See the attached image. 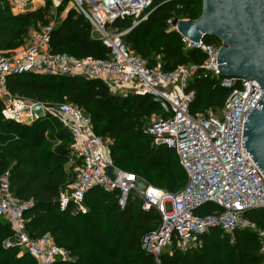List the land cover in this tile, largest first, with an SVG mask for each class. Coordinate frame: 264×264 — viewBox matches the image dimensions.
Masks as SVG:
<instances>
[{
	"label": "trees",
	"instance_id": "trees-1",
	"mask_svg": "<svg viewBox=\"0 0 264 264\" xmlns=\"http://www.w3.org/2000/svg\"><path fill=\"white\" fill-rule=\"evenodd\" d=\"M48 12L47 0L37 11L20 15L11 12L8 0H0V51L20 48L29 29L47 22ZM201 13L202 0H155L151 13L137 26L131 28L132 19L124 18L116 20L113 27L120 31L131 28L123 37L126 47L148 67L159 64L163 72H169L204 61L200 50H185L181 35L172 29L174 20H196ZM204 41L220 45L216 38L205 37ZM48 45L53 54L94 59L108 56L107 49L90 37L88 21L74 8L54 26ZM6 89L12 96L49 107L71 103L91 118L94 134L109 141V156L116 168L171 193L186 185L187 175L175 151L155 146L146 132L149 118L160 113L151 97L112 95L98 80L30 73L8 77ZM187 91L194 93L192 115L219 111L230 94L216 78L200 73L188 82ZM2 108L0 102V179L7 177L16 199L31 202L25 214L30 236H48L68 253V261L53 264H156L154 256L143 249L142 240L160 225L159 215L154 210L144 211L133 195L121 208L118 191L106 192L99 187L86 194L85 212L73 213L70 207L61 210L60 192L73 181L68 166L69 131L48 115L30 125L5 120ZM209 208L204 206L202 213ZM247 217L264 231V210H253ZM10 237L9 225L0 218V264H36L31 256L3 246ZM203 241L199 250H165L159 256L160 263L264 264L257 235L250 230L238 229L231 234L213 230Z\"/></svg>",
	"mask_w": 264,
	"mask_h": 264
},
{
	"label": "built area",
	"instance_id": "built-area-1",
	"mask_svg": "<svg viewBox=\"0 0 264 264\" xmlns=\"http://www.w3.org/2000/svg\"><path fill=\"white\" fill-rule=\"evenodd\" d=\"M45 1L13 0L11 12L17 15L23 12V5L34 7L37 3L41 8ZM47 1L54 20L42 29L35 43L0 51L3 118L26 125L37 120L31 108L38 102L12 96L7 91V79L12 75L30 73L98 80L112 95L149 96L158 103L160 113L149 118L146 132L155 146L175 151L187 175L186 185L177 192L153 187L114 166L109 156V141L94 134L88 115L69 102L50 107L40 103L44 116L57 119L72 139L68 166L72 168L73 181L60 192V209L70 207L73 213L85 212L84 198L95 187L106 192L118 191L121 208L131 195L137 197L144 211L154 210L160 217V225L142 240L143 249L154 256L156 264H161L159 256L168 247L181 252L201 249L203 237L213 230L225 234L250 230L257 235L259 252L264 255V231L247 217L253 210H264V177L242 146L244 124L263 95L258 84L222 75L216 65L221 44L206 43L205 38L195 43L181 36L185 50L196 49L204 54L201 64L180 65L169 72H163L159 64L148 67L145 60L128 50L123 37L147 18L155 0ZM65 1L64 16L69 5L81 14L90 24V37L107 49V58L51 53L49 36L58 9ZM124 18L133 19L130 29L120 31L113 27L116 20ZM199 73L216 78L220 87L230 91L219 111L191 114L194 93L187 91V85ZM206 205L210 208L202 213ZM30 207V201H20L12 195L7 177H2L0 218L11 230V237L3 246L17 249L19 255L31 256L36 264L68 261V253L50 237L30 236L25 221Z\"/></svg>",
	"mask_w": 264,
	"mask_h": 264
},
{
	"label": "water",
	"instance_id": "water-1",
	"mask_svg": "<svg viewBox=\"0 0 264 264\" xmlns=\"http://www.w3.org/2000/svg\"><path fill=\"white\" fill-rule=\"evenodd\" d=\"M172 27L191 42L220 41L217 69L225 77L254 81L263 95L244 124L242 146L264 177V0H202L196 20H174ZM31 112L42 119V105Z\"/></svg>",
	"mask_w": 264,
	"mask_h": 264
},
{
	"label": "rangeland",
	"instance_id": "rangeland-1",
	"mask_svg": "<svg viewBox=\"0 0 264 264\" xmlns=\"http://www.w3.org/2000/svg\"><path fill=\"white\" fill-rule=\"evenodd\" d=\"M8 3H9V5H10V7H11V4L13 3V0H8ZM72 6L71 5H69L68 6V8H70V9H68V10H71L72 8H71ZM22 8L24 9L23 10V12L22 13H18V14H26V13H29V12H34V11H37L38 9H40L39 8V4L37 3V4H35V6L34 7H31V5H23L22 6ZM18 12V11H17ZM20 12V11H19ZM64 10L61 12V13H59V15L57 16V20L55 21V23H54V26L56 25V24H58V23H60L63 19H65V17L66 16H64ZM17 14V15H18ZM67 15V14H66ZM62 16V17H61ZM64 16V17H63ZM54 20V18L51 16V13L50 12H48L47 14H46V23L45 24H37L35 27H33V28H31V29H29V31L24 35V37H23V39H22V44H21V48H25V47H29V46H31V45H33L34 43H35V40H36V37L41 33V31H42V29L45 27V26H47V25H49V24H51L52 23V21ZM132 21H133V19H132ZM129 50V49H128ZM130 51V50H129ZM131 53H132V51H130ZM260 245V244H259ZM165 250H170V247H168V248H166ZM224 264H225V262H223Z\"/></svg>",
	"mask_w": 264,
	"mask_h": 264
},
{
	"label": "crops",
	"instance_id": "crops-1",
	"mask_svg": "<svg viewBox=\"0 0 264 264\" xmlns=\"http://www.w3.org/2000/svg\"><path fill=\"white\" fill-rule=\"evenodd\" d=\"M37 2H40V0H38Z\"/></svg>",
	"mask_w": 264,
	"mask_h": 264
}]
</instances>
